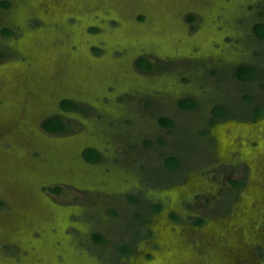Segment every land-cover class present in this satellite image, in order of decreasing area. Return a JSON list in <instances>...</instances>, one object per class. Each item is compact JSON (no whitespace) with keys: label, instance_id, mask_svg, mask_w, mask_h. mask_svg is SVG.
<instances>
[{"label":"rangeland","instance_id":"1","mask_svg":"<svg viewBox=\"0 0 264 264\" xmlns=\"http://www.w3.org/2000/svg\"><path fill=\"white\" fill-rule=\"evenodd\" d=\"M257 22L264 0H0V264H264ZM215 104L230 118L211 128Z\"/></svg>","mask_w":264,"mask_h":264},{"label":"trees","instance_id":"2","mask_svg":"<svg viewBox=\"0 0 264 264\" xmlns=\"http://www.w3.org/2000/svg\"><path fill=\"white\" fill-rule=\"evenodd\" d=\"M6 3V2H5ZM188 18L191 20L192 16L189 15ZM254 32L256 33L257 36L260 38L264 37V22H257L255 23L254 27ZM2 34H10L12 31L8 27H3L1 29ZM136 65L139 68L146 69V70H151L153 68V63L150 59L144 56H140L136 60ZM258 73V70L255 66L247 64V63H240L239 65L236 66L235 68V75L239 79H250ZM178 104L180 106H183L185 108H190L192 106L196 105V101L192 97H183L180 100H178ZM61 107L64 109H71V108H80L83 109L77 102H75L71 98H63L60 103ZM262 112V107H257L254 114H260ZM227 114V108L223 105H216L213 108V115L210 118V122L214 121L216 116H222ZM159 122L162 125L165 126H171L173 125L174 121L171 117L168 116H162L159 118ZM42 128L51 133H58L62 132L66 129V123L64 121V117L59 114L55 113L52 115H49L45 117L42 122H41ZM83 157L86 160L89 161H96L101 158V154L97 149L94 147H86L82 151ZM180 163V159L176 155H168L165 157V164L168 167H174ZM232 184L236 187L239 188L241 187L243 183V179H231ZM54 192H59L61 190V187L59 185L53 186L50 188ZM161 204L157 203L154 204V209L158 210L160 208ZM202 221V218L198 217L196 218L195 222L200 223ZM93 239L97 242H102L105 241V237L102 233L100 232H95L93 234ZM119 251L121 254H129L132 251V248L128 244H122L119 246ZM117 264H122V263H117Z\"/></svg>","mask_w":264,"mask_h":264},{"label":"flooded vegetation","instance_id":"3","mask_svg":"<svg viewBox=\"0 0 264 264\" xmlns=\"http://www.w3.org/2000/svg\"><path fill=\"white\" fill-rule=\"evenodd\" d=\"M63 98H61L60 100H59V106H60V108L61 109H63V110H66V111H80V110H82V109H80V108H71V109H64V108H62L61 107V105H60V103H61V100H62ZM75 101V100H74ZM76 102V101H75ZM216 105H222V104H215V105H213L212 107H211V114H210V116L208 117V121L210 122V118H211V116L213 115V108H214V106H216ZM223 106H225V105H223ZM226 108H227V106H225ZM262 107V112L260 113V114H254V112H253V115H252V119L250 120L251 122H254V121H256L257 119H258V117H260L261 115H263L264 113V106H261ZM191 108V107H190ZM228 108H227V114H225V115H222V116H216V118H215V120L214 121H212V122H210V124H209V127H213L214 126V124L216 123V122H222V121H224V120H226L227 118H230V116L228 115ZM241 120H243V119H241ZM216 142H218L217 141V139H216ZM86 147H91V146H86ZM86 147H84L83 148V150L86 148ZM82 150V151H83ZM82 151H81V155H82V157H83V154H82ZM83 159L85 160V161H87L88 162V160H86L84 157H83ZM245 180H247L246 179V177H245ZM243 181V183H242V185H244V182L246 183V181ZM241 185V186H242ZM158 203H160L161 204V202H158ZM155 204H157V203H155ZM161 206H162V204H161ZM161 206H160V208L158 209V210H155L154 209V211L155 212H157V211H159L160 209H161ZM178 216V215H177ZM176 216V214L175 213H171V218H173L174 220L176 219V218H178ZM200 218H202V221L200 222V223H196L195 222V220H194V222H193V226H195V227H199V226H201L202 224H203V221H204V218L203 217H200ZM95 233V232H94ZM93 233V234H94ZM101 233V232H100ZM93 234H92V236H93ZM131 246V245H130ZM131 254V252L129 253V254H121L120 253V256H128V255H130ZM118 263H122V264H124L122 261L121 262H118Z\"/></svg>","mask_w":264,"mask_h":264},{"label":"bare ground","instance_id":"4","mask_svg":"<svg viewBox=\"0 0 264 264\" xmlns=\"http://www.w3.org/2000/svg\"><path fill=\"white\" fill-rule=\"evenodd\" d=\"M168 210V209H167Z\"/></svg>","mask_w":264,"mask_h":264}]
</instances>
